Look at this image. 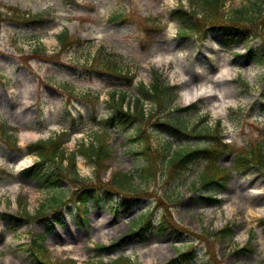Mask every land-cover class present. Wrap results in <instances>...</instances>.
Listing matches in <instances>:
<instances>
[{
	"label": "rangeland",
	"instance_id": "rangeland-1",
	"mask_svg": "<svg viewBox=\"0 0 264 264\" xmlns=\"http://www.w3.org/2000/svg\"><path fill=\"white\" fill-rule=\"evenodd\" d=\"M252 1L224 0L222 11L230 14ZM180 6L189 10V0H0V123L11 127L8 133L19 147L14 150L0 139V264H50V257L55 262L72 259L67 264H106L119 255L128 258L126 264H166L189 249L194 258L185 264H264V167L231 171L224 188L206 191L200 181L206 164L202 158L189 162L180 176L170 171L167 159L176 151L207 145L205 130L217 121L224 141L236 145L219 158L221 169L232 168L238 149L264 142V63L244 56L248 49L259 52L262 41L248 32V37L226 40L219 30L209 32L204 42L194 36L178 38L180 25L170 11ZM16 8L47 16L28 25L13 12ZM118 13L131 17L111 21ZM154 17L161 25L147 36L144 26H153ZM61 31L81 42L62 48L56 38ZM98 54L118 55L123 69L134 77L132 84H127L128 78L90 67ZM156 59L160 65L152 62ZM224 63L231 76L220 87L229 95L224 100L233 101L219 112L215 107L222 98L201 95L184 103L182 92L187 88H216L210 77L218 75ZM23 74L31 84L28 104L20 91ZM156 76L163 84L179 87L174 109L194 105L171 114L183 126L181 132L157 126V120L167 119L161 114L129 128L99 124L111 111L112 91L124 93L127 100L137 95L139 83L149 86ZM151 105L144 101L146 112ZM102 128L112 157L100 170L77 150L82 142L87 146L95 141ZM64 133L65 154L75 152L72 171L90 182L48 188L20 174L37 159L26 151L27 145ZM162 144L170 147L165 158L155 151ZM25 157L28 163L18 168ZM67 165L68 160L63 162ZM115 172L130 176L132 191L125 193L131 200L124 204L121 190H113L110 198L102 192ZM84 185L100 186L102 192L100 202L87 204V212L70 200ZM59 203L60 223L54 222L49 230L41 216L47 213L52 218ZM15 214L22 215L20 223L13 220ZM164 215L175 224L160 231ZM145 218L151 227L142 241L131 231ZM226 225L233 234L216 237L214 233ZM37 233H44L42 244L49 253L40 247L32 250L31 239ZM125 236L120 250L99 249L120 243ZM68 243L73 244L70 250L56 248ZM247 243L252 244V253L235 252Z\"/></svg>",
	"mask_w": 264,
	"mask_h": 264
},
{
	"label": "trees",
	"instance_id": "trees-1",
	"mask_svg": "<svg viewBox=\"0 0 264 264\" xmlns=\"http://www.w3.org/2000/svg\"><path fill=\"white\" fill-rule=\"evenodd\" d=\"M190 8L189 10L183 9L182 6L174 8L170 11V15L175 18L179 24V31L177 36L179 38H186L187 36L199 37L205 40L208 37V33L212 31L219 30L227 40H234L237 38H243L249 35H254L256 38L261 39V49L256 52L249 49L247 53V58L250 60L264 63V0H253L247 3L248 5L241 6L239 9H235L230 14H224L222 8L224 6V0H189ZM15 14H20V21L25 24H33L42 20L43 14H30L29 11H24L16 8ZM21 12V13H19ZM125 15L117 14L112 20H118L124 18ZM11 19L10 17H7ZM154 23H158L156 20ZM248 35V36H249ZM247 36V37H248ZM58 41L62 48L71 45L72 43H79L80 39H73L68 36L66 32H62L58 35ZM33 52L37 53V49ZM117 57L107 58L106 55H102L101 58L94 62V66L98 70H102L105 73H113L127 77L128 72L122 69L121 64L117 61ZM132 79V77H130ZM177 87L168 86L159 81L158 77H155L153 83L146 87L143 83L137 85L136 89L139 97H134V106L132 110H123L122 103L125 101V95L122 93L115 98V92L111 93V107L113 109L112 114L109 118L103 122L108 123L110 126L121 125L125 128L130 126L136 121L144 122L154 117L153 111L145 113L143 110V100H147L153 103V108L156 106L157 112H165L169 109L173 101V96ZM159 126L165 125L170 127L176 132H179V128L174 124H170L169 121H164L161 119ZM167 124V125H166ZM1 128V126H0ZM5 132V131H4ZM215 140L204 147H199L197 149H184L183 151H176L173 157L167 156L169 158L170 171L172 173L178 174L181 170L185 169L187 164L195 159H204L207 161L201 174L200 181L201 186L205 190H210L213 186L224 187L228 181V174L226 169H221L218 166V160L221 155L226 151H234L235 146L222 143L217 131L209 132ZM5 135V134H4ZM104 131L101 134L96 135V141L85 145L83 142L80 144V149L77 152L81 153L92 162L97 164L100 170L106 168L105 161L111 157V148L108 145L107 138L104 137ZM137 138L140 136L139 130L137 131ZM63 138L56 136L54 139L41 140L35 144L28 146V150L34 152L38 156V161L31 168L24 171V174L29 177H35L47 187H57L61 186L65 180H76L75 175L71 168H73V159L75 153L66 156L64 150L61 146ZM251 148H240L239 152L234 158V169L245 170L249 168L252 164H256L259 168L264 166V143L252 144ZM169 146L163 145L156 149L157 155L160 158L166 156ZM65 159H70L68 161L69 166L63 167L62 162ZM178 176V175H177ZM130 176L126 173H115L112 176L111 181L108 183V188L103 191L109 197L113 190L131 191ZM96 186L85 185L83 188L77 190L72 199L81 205H85L89 200L99 201L100 190ZM129 198L123 197V201ZM217 201V199H214ZM55 201V200H54ZM60 213L54 211V218ZM14 219L19 220L17 216H13ZM18 218V219H17ZM46 219V218H45ZM158 229L160 231H165L168 227L175 224L174 221L170 220L167 215H164L161 219ZM150 226V220L144 219L142 225L138 231L134 232V235L142 236L143 233L147 232ZM232 231L230 227H225L219 232L218 236L222 238H227L231 236ZM42 236V235H40ZM217 237V236H216ZM110 247H101V250H108ZM247 249V250H246ZM43 250V248H42ZM243 251V250H240ZM244 251L250 252L252 248L250 246L245 247ZM193 254L191 251H185L180 253L176 258L172 259L166 264H185L186 261H191ZM125 258L119 257L116 260L111 261L107 264H124Z\"/></svg>",
	"mask_w": 264,
	"mask_h": 264
},
{
	"label": "bare ground",
	"instance_id": "bare-ground-1",
	"mask_svg": "<svg viewBox=\"0 0 264 264\" xmlns=\"http://www.w3.org/2000/svg\"><path fill=\"white\" fill-rule=\"evenodd\" d=\"M51 41H54L53 38L50 39ZM165 61V60H164ZM163 61V62H164ZM155 65H160V62L161 60L160 59H156L154 61ZM230 73L227 72V67L224 64H221V70H220V73L217 75V74H212L211 75V80L213 82H215V86L216 88L212 87V86H200L198 88H194V89H189L187 88L184 92H182V98H183V101L186 103L188 102L189 100L191 99H194L198 96H209V97H212V98H222V101H220V103L215 107L217 108L218 112L219 111H222L223 108L225 106H227L228 102L229 101H233L232 99H228V100H224V99H227V97H229L228 93L224 91V89L222 87H220L221 84H223V80H225L226 78H230ZM21 93H22V97H23V100H24V103L25 104H28L29 100H28V96L30 94V87H31V84L29 83V80H28V77L23 74L22 77H21ZM217 112V111H215ZM28 162V158H21V160L17 163V166L18 168L23 165V164H26ZM73 247V244L71 243H68V244H65V245H58V247H56L57 249H66V250H70L72 249Z\"/></svg>",
	"mask_w": 264,
	"mask_h": 264
}]
</instances>
